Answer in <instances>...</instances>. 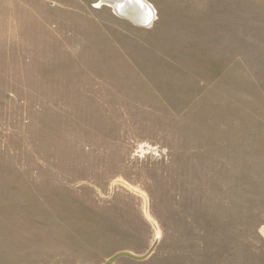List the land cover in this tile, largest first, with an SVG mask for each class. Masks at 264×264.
I'll use <instances>...</instances> for the list:
<instances>
[{"label": "rangeland", "instance_id": "1", "mask_svg": "<svg viewBox=\"0 0 264 264\" xmlns=\"http://www.w3.org/2000/svg\"><path fill=\"white\" fill-rule=\"evenodd\" d=\"M146 1L0 0V264H264V0Z\"/></svg>", "mask_w": 264, "mask_h": 264}, {"label": "bare ground", "instance_id": "2", "mask_svg": "<svg viewBox=\"0 0 264 264\" xmlns=\"http://www.w3.org/2000/svg\"><path fill=\"white\" fill-rule=\"evenodd\" d=\"M107 2V0H104ZM109 3V2H108ZM112 5V3H110ZM114 6V5H113ZM114 9L120 10L129 19L137 22L149 23L153 18V8L146 0H120Z\"/></svg>", "mask_w": 264, "mask_h": 264}, {"label": "water", "instance_id": "3", "mask_svg": "<svg viewBox=\"0 0 264 264\" xmlns=\"http://www.w3.org/2000/svg\"><path fill=\"white\" fill-rule=\"evenodd\" d=\"M107 2H109V3H112V5H118L119 4V2H120V0H107ZM115 11H116V13H118L120 16H122V17H127L126 15H124L120 10H116L115 9ZM129 18V17H128ZM131 20H133L135 23H139V22H137V21H135V19H131ZM125 254H126V252H125ZM119 255H120V253H119ZM118 256V254L117 255H115L114 257H113V259L115 258V257H117Z\"/></svg>", "mask_w": 264, "mask_h": 264}]
</instances>
